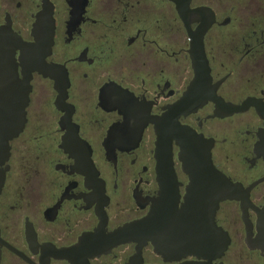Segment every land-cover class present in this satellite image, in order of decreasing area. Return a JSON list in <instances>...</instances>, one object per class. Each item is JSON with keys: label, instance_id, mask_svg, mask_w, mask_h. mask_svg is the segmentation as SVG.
I'll return each instance as SVG.
<instances>
[{"label": "flooded vegetation", "instance_id": "af4514ba", "mask_svg": "<svg viewBox=\"0 0 264 264\" xmlns=\"http://www.w3.org/2000/svg\"><path fill=\"white\" fill-rule=\"evenodd\" d=\"M45 1L0 0L17 65L0 113V264L203 261L165 258L151 241L91 255L157 204L166 215L160 147L173 153L177 223L191 183L182 126L240 187L216 210L231 241L213 263L264 264V0H48L51 48L36 30Z\"/></svg>", "mask_w": 264, "mask_h": 264}, {"label": "water", "instance_id": "95a60500", "mask_svg": "<svg viewBox=\"0 0 264 264\" xmlns=\"http://www.w3.org/2000/svg\"><path fill=\"white\" fill-rule=\"evenodd\" d=\"M36 30L37 36L41 38L39 46L51 48L55 26L48 0L45 1L44 9L39 14ZM12 52L0 38V113L4 107H7L11 99L10 95L15 98L17 94L15 89L17 65ZM179 134V139L182 142L180 159L191 179L187 189L185 208L178 216L179 221L176 219L177 223L173 224V227H169L171 222L169 208L171 207L173 211V208L177 207L179 182L174 169L171 149L160 147L157 155L159 179L163 189L168 191V194H171L173 198L172 202L166 204V215L161 214L160 205L157 204L149 216L127 223L117 229L111 235V244L96 248V252L91 255L100 254L107 251V248L120 243L138 242L140 248L143 243L151 241L155 245V250L165 258L167 255H173L174 259H179L185 255L195 254L199 259L205 261L192 264H216L213 263V260L228 248L231 241L230 236L218 228L215 215L219 202L227 198H234L240 187L226 176L220 175L221 173L213 164L210 150L195 147L196 140L198 142L202 140L196 132L182 126ZM7 142L8 140L0 138V193L6 177V171L1 166L8 157V152L5 150ZM188 221H190L189 226ZM165 223L166 225H164ZM186 246H192L193 250L186 252ZM69 260L72 264L83 262L72 258ZM88 263L89 261H86V264Z\"/></svg>", "mask_w": 264, "mask_h": 264}]
</instances>
